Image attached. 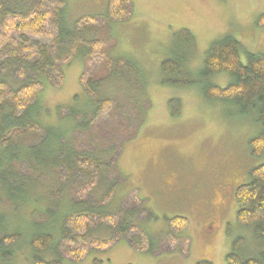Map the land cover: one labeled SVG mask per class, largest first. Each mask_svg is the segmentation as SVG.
Listing matches in <instances>:
<instances>
[{
  "label": "trees",
  "instance_id": "1",
  "mask_svg": "<svg viewBox=\"0 0 264 264\" xmlns=\"http://www.w3.org/2000/svg\"><path fill=\"white\" fill-rule=\"evenodd\" d=\"M132 14L131 0H107L102 14L79 18L70 25L65 0H0V264H12L22 247L28 251L29 264H62V257L45 259L48 252L56 251L57 241L64 243L63 255L71 261H80L91 250H105L122 239L134 250L151 256L180 246L161 252L159 247L165 242L179 240L188 246L186 218L173 217L168 220L167 233H152L141 225L142 214L147 211L136 195V206L128 210L124 207L125 197L117 206H111L118 177L106 186L102 181L110 165L117 163L122 148L120 152L101 148L97 138L100 125L105 124L100 117L110 107V98L100 96L105 79L100 67L89 77L83 73L79 80L88 109L61 105L55 109L54 121H50V112L39 104L47 84L62 86L64 69L73 59L80 60L85 69L95 55H100V40L94 38L99 31L94 28L97 23L109 27L129 20ZM257 26H264V17ZM108 39L106 35L103 43ZM176 45L186 52L192 50L193 36L180 30ZM240 50V44L226 35L210 44L198 80L162 84L180 88L199 85L206 101L232 106L237 117L254 118L261 132L248 141L249 155L260 159L264 156V55L247 53L242 63ZM103 56L105 62L101 65L107 66L108 78L127 83L137 74L135 62L106 52ZM186 63L184 57H174L163 61L160 70L163 76L179 78ZM220 73L231 76L225 87L211 82ZM180 102L168 101L171 117L180 115ZM40 175H50L53 181L50 187L44 184L48 191L43 196L38 193ZM110 183L113 185L104 193ZM101 187L103 194L98 199ZM45 198L56 209L52 212L44 208L56 228L49 227L51 221H25V231L11 227L7 216L28 205L34 214L38 202ZM233 198L236 223L250 230L254 241L264 244V163L248 171V180L235 188ZM99 231L108 236L98 240L95 235ZM243 245L242 237L233 241L226 264H264V250L256 257L241 258Z\"/></svg>",
  "mask_w": 264,
  "mask_h": 264
},
{
  "label": "rangeland",
  "instance_id": "2",
  "mask_svg": "<svg viewBox=\"0 0 264 264\" xmlns=\"http://www.w3.org/2000/svg\"><path fill=\"white\" fill-rule=\"evenodd\" d=\"M106 1L65 0L67 22L72 25L79 18L102 14ZM131 2L133 14L129 20L111 23L109 27L100 22L94 27L99 30L94 38L100 40V55H95L85 69L80 60L73 59L64 69L62 86L47 84L40 93L39 104L50 112V121H54L55 109L61 105L88 109L90 105L79 80L83 73L89 77L100 67L101 76L105 77L100 96L110 98V107L100 117L105 124L100 125L97 138L101 148L118 152L122 148L117 163L110 165L102 181L106 186L118 177L111 206H117L125 197L124 207L128 210L136 206L133 201L136 195L147 211L142 214L141 225L152 233H167L168 220L184 217L188 221L184 235L189 244L183 246L179 240L165 242L159 247L161 252L180 246L175 251L151 256L134 250L122 239L105 250H91L80 261H71L63 255L64 243L57 241L56 251L48 252L45 259L62 257V264H197L201 261L226 264L225 258L238 237L244 239L240 257H256L264 250V244L254 241L251 231L236 223L233 193L248 180L250 169L264 163V156L250 157L248 147V141L261 132L260 126L252 117H237L230 105L206 101L199 85L180 88L162 82L198 80L210 44L226 35L240 44L242 63L247 53L264 55V26H257L264 17V0ZM180 30H187L193 36L192 50L186 52L176 45ZM106 35L111 39L103 43ZM104 52L135 62L137 74L133 80L124 83L108 78L107 66L101 65L105 62ZM181 56L187 63L179 71V78L163 76L161 63ZM230 81L231 76L226 73L211 79L212 84L220 87ZM172 99L181 101L178 117L170 116L168 101ZM82 142L85 145L86 139ZM40 177L38 193L43 196L48 191L44 184L50 187L53 181L50 175ZM97 192L99 199L103 187ZM47 198L38 202L39 209L34 214L28 205L7 216L11 227L25 231V221L42 224L51 221L49 227L56 228L52 224L54 219L44 211V208L56 210L47 203ZM59 208L62 209L60 205ZM104 235L108 236L99 231L95 237L101 240ZM17 253L12 264H29L25 248Z\"/></svg>",
  "mask_w": 264,
  "mask_h": 264
}]
</instances>
